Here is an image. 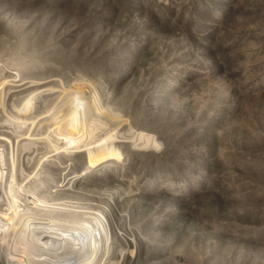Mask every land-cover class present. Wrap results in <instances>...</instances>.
Instances as JSON below:
<instances>
[{"label": "rangeland", "instance_id": "374dc122", "mask_svg": "<svg viewBox=\"0 0 264 264\" xmlns=\"http://www.w3.org/2000/svg\"><path fill=\"white\" fill-rule=\"evenodd\" d=\"M0 10L35 37L48 16L42 37L61 51L50 62L64 66L47 70L48 92L31 103L46 107L22 120L33 122L25 145H40L38 133L70 112L75 144L104 141L73 160L46 157L32 174L33 153L20 162L21 146L0 133L4 186L46 178L72 185L69 200L95 212L118 205L131 247L108 237L97 264H264V0H0ZM3 22L0 37L10 32ZM3 69L0 123L31 94ZM21 172L32 179L22 183Z\"/></svg>", "mask_w": 264, "mask_h": 264}, {"label": "bare ground", "instance_id": "6f19581e", "mask_svg": "<svg viewBox=\"0 0 264 264\" xmlns=\"http://www.w3.org/2000/svg\"><path fill=\"white\" fill-rule=\"evenodd\" d=\"M0 19L1 22L4 21L8 24V31H10L9 36L0 37V44L3 46L0 49V63L4 65L2 74L3 76L7 75V78L11 79L10 83H18L19 87L17 88L21 90L22 94L31 93L30 96L19 101L18 105L13 106L14 113L17 115L14 119L8 118V120L0 123V133L10 135L14 145L21 146L20 162L26 160L27 157L25 158L23 156H28L33 153L28 157L29 161L27 162V166H31L30 172L34 174L35 169L37 167L39 168L42 163L46 165V157L62 152L63 154L60 156H65L66 159L73 160V158L77 157L73 155L76 149L84 151L88 147L94 148V145L96 147L100 143L102 144L104 142L102 140L85 144L83 147L75 144L73 132L70 131L71 125L74 122L75 112H70L67 116L70 114L72 116L70 118L66 116V122L59 124L60 126L56 127L53 132L46 129V131L38 133L48 138L46 139L42 136L41 139H37V141L41 142L40 145H34L33 143H29L33 145L30 147L25 145L24 140H27L25 135L31 133L33 122L24 123L22 120L40 114L46 107L45 102L33 107H31V103L35 98H38L35 97L36 95H44V92H48L46 87L49 83L48 79L50 76L47 74V70L56 69L57 71H62L61 69L64 66L58 62L56 65L50 62V60L56 61V59L62 56L58 45L53 46L52 41L47 43L49 40L42 37L43 33L49 29L50 18L48 16L43 18L42 23H40L43 30L39 32L40 36L36 37L31 36L33 32H25L24 27L19 24V27H15L14 25H17L16 22H13L12 18L10 19L1 10ZM11 28L16 29L13 30ZM37 39H41V42L44 41L40 49L36 48L35 41ZM41 56L43 57L41 58ZM80 94L84 95L83 93ZM152 100L156 104L161 101L158 99ZM77 107L78 105H76ZM107 113L116 115V112L112 109H108ZM155 113L152 112L153 115ZM12 127H15L17 130ZM49 134L56 140H65V144L57 147L54 144V140L48 137ZM3 142L5 140L1 141L0 138V143ZM130 147L132 150H135V148L139 150L143 148L141 144L139 145L137 143L131 144ZM146 150L149 151V149ZM67 152L69 154H66ZM89 170L91 169H84L86 173ZM1 178L4 179V177ZM157 178L158 176L153 181H157ZM31 179L22 172L20 173V181L22 183ZM33 179L36 178L33 177ZM9 181H11L9 178L3 181L6 186L0 182L2 184L0 187V264H48V262L50 264H90L89 262L91 264H97L98 258L105 253L106 248L108 251L110 245L108 237L112 238L111 241L116 237V240L114 239L115 241L129 248L131 247V241L127 232L123 229H117L118 224L115 223V219L119 217L124 219V215L122 216L118 211V205L111 209L113 203L110 204L108 202H111L112 197L107 202L106 207L95 212L89 203L80 205L78 202L69 200L73 199V196L68 194L74 190L72 189V185H58L44 178V180L39 181V186L37 182L36 184L31 183L27 187L19 186L16 188L13 185L14 187H11L15 190L11 189V191ZM49 183H51V186L47 185ZM45 184L46 186H43ZM76 208L83 210H77ZM7 209L11 210L12 217L10 219H6L3 216V212ZM121 211L123 212L124 210L122 209ZM101 215L106 222L102 228L103 231L101 225H99ZM147 244L148 247L155 249L154 242H147ZM165 249L167 248H162L160 253L164 254ZM123 258L122 256L121 260ZM219 259L222 260L221 257H216L214 264L219 263ZM221 263L223 262L221 261Z\"/></svg>", "mask_w": 264, "mask_h": 264}, {"label": "water", "instance_id": "95a60500", "mask_svg": "<svg viewBox=\"0 0 264 264\" xmlns=\"http://www.w3.org/2000/svg\"><path fill=\"white\" fill-rule=\"evenodd\" d=\"M9 29L7 28V31H8Z\"/></svg>", "mask_w": 264, "mask_h": 264}, {"label": "trees", "instance_id": "16d2710c", "mask_svg": "<svg viewBox=\"0 0 264 264\" xmlns=\"http://www.w3.org/2000/svg\"><path fill=\"white\" fill-rule=\"evenodd\" d=\"M232 264V263H231Z\"/></svg>", "mask_w": 264, "mask_h": 264}]
</instances>
